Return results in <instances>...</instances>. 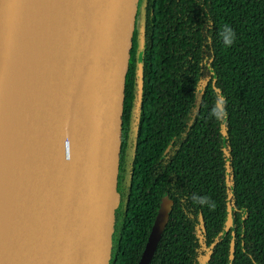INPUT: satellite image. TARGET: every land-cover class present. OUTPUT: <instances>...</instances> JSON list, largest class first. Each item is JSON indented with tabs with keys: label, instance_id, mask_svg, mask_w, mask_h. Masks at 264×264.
I'll use <instances>...</instances> for the list:
<instances>
[{
	"label": "trees",
	"instance_id": "1",
	"mask_svg": "<svg viewBox=\"0 0 264 264\" xmlns=\"http://www.w3.org/2000/svg\"><path fill=\"white\" fill-rule=\"evenodd\" d=\"M145 7L126 103L135 95L138 49L150 139L139 155L145 145L162 153L158 127L177 126L169 135L179 141L177 177L174 185H160L154 202L133 200L113 264H138L165 193L173 209L150 264H201L205 257L208 264H229L233 231L232 264H264V0H140V15ZM218 95L225 98L222 119L213 114ZM143 164L140 157L138 171ZM229 199L235 230L225 234Z\"/></svg>",
	"mask_w": 264,
	"mask_h": 264
},
{
	"label": "water",
	"instance_id": "2",
	"mask_svg": "<svg viewBox=\"0 0 264 264\" xmlns=\"http://www.w3.org/2000/svg\"><path fill=\"white\" fill-rule=\"evenodd\" d=\"M21 1L0 0V97ZM139 8L140 0H50L1 213L0 264H111ZM139 73L142 87V61ZM172 209L165 196L138 264L151 263ZM231 228L229 199L224 233ZM234 254L233 231L229 264Z\"/></svg>",
	"mask_w": 264,
	"mask_h": 264
},
{
	"label": "flooded vegetation",
	"instance_id": "3",
	"mask_svg": "<svg viewBox=\"0 0 264 264\" xmlns=\"http://www.w3.org/2000/svg\"><path fill=\"white\" fill-rule=\"evenodd\" d=\"M140 11H142V14L140 15L138 13V19H137L138 43L140 42L139 36L141 30L147 27V13H146L147 7H145L144 10H140ZM140 54L141 51L137 49V53H136L137 64L135 71L136 88L134 93L135 95L132 98V101L131 102L129 101L128 106L127 103H125L122 164L120 171V199H119L117 216H116L114 249H113L111 264H113V262L116 260L121 246V241L123 240L124 235H126L124 227L133 200L139 197H141L142 199L146 197V201L149 202V200H151L152 202H154L161 193L160 185L168 186L169 183L174 185V181L177 177V154L179 149V141L177 136L173 138H170L169 136L173 132L177 134V126L176 128L174 127L170 129V131H168V129H161L158 127V131L162 135H159L157 140L160 141L159 142L160 146H163V144H165L163 146L162 153L152 154L149 145H145L143 146L144 149L142 150L143 151L142 154L139 155V151L141 150L140 148L141 142L143 140H150L148 136L149 135L148 129L143 127V125H146L145 120H143V116L145 115L144 113L145 98L143 94L144 83H145V69ZM132 60H133V54L131 57V61ZM141 61H142V73H143L142 87H140V73H139V65ZM199 101L200 100L198 99L196 102L197 103L196 110H198L199 108ZM195 114H193L192 116L193 121L191 120L188 121L187 123L188 125L194 123ZM140 157L143 160L144 164L138 171L137 167ZM136 180L137 182L140 180V183L137 184ZM153 189H155L154 192ZM165 196H167L173 203V199L168 194L165 193L161 195V201L159 202L158 211ZM158 211L155 215L154 222L158 214ZM148 213L153 214V211L150 212L148 211Z\"/></svg>",
	"mask_w": 264,
	"mask_h": 264
},
{
	"label": "bare ground",
	"instance_id": "4",
	"mask_svg": "<svg viewBox=\"0 0 264 264\" xmlns=\"http://www.w3.org/2000/svg\"><path fill=\"white\" fill-rule=\"evenodd\" d=\"M50 0H22L13 47L0 97V234L1 213L13 189V175L23 142V119L32 95L31 82L42 43Z\"/></svg>",
	"mask_w": 264,
	"mask_h": 264
},
{
	"label": "clouds",
	"instance_id": "5",
	"mask_svg": "<svg viewBox=\"0 0 264 264\" xmlns=\"http://www.w3.org/2000/svg\"><path fill=\"white\" fill-rule=\"evenodd\" d=\"M224 33H226L228 35L233 34L232 29L228 26H225ZM227 42L230 43V40ZM224 104H225V98L223 97V95H218L217 99H216V103L213 107V114L218 116L221 119L223 118V116L225 114Z\"/></svg>",
	"mask_w": 264,
	"mask_h": 264
}]
</instances>
